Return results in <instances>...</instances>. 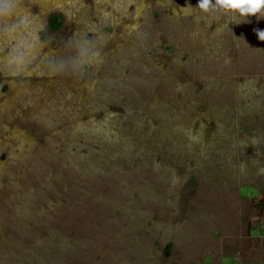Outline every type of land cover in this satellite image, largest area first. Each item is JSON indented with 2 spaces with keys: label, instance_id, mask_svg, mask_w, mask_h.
I'll return each instance as SVG.
<instances>
[{
  "label": "rangeland",
  "instance_id": "obj_1",
  "mask_svg": "<svg viewBox=\"0 0 264 264\" xmlns=\"http://www.w3.org/2000/svg\"><path fill=\"white\" fill-rule=\"evenodd\" d=\"M198 2L0 0V264H264V9Z\"/></svg>",
  "mask_w": 264,
  "mask_h": 264
},
{
  "label": "clouds",
  "instance_id": "obj_2",
  "mask_svg": "<svg viewBox=\"0 0 264 264\" xmlns=\"http://www.w3.org/2000/svg\"><path fill=\"white\" fill-rule=\"evenodd\" d=\"M212 0H199L198 7L205 11L209 10ZM212 7H219L227 10H238L241 15H256L264 9V0H216ZM256 34L261 41H264V30L256 29Z\"/></svg>",
  "mask_w": 264,
  "mask_h": 264
},
{
  "label": "flooded vegetation",
  "instance_id": "obj_3",
  "mask_svg": "<svg viewBox=\"0 0 264 264\" xmlns=\"http://www.w3.org/2000/svg\"><path fill=\"white\" fill-rule=\"evenodd\" d=\"M52 26H53L52 23H49V27L51 28ZM53 27H56V26H53ZM249 187H250V190H251L250 193H252L255 197H257L258 196L257 190L254 187H251V186H249ZM248 194H249V192H248ZM260 218L261 217H259V219H258V221H257L256 224L253 225L252 223H250V225H248V227H247V233L246 234H248V236H249L250 239H254V242L260 241L262 239L263 235H264V233H263V231H264V223H263V221ZM250 241H252V240H250ZM261 242H262V240H261ZM239 244H244L245 247H246V245L248 243L245 242V241H242ZM230 249L233 250L232 247ZM227 257H231L232 258V261H233V264H237V262H235V259H234L233 256H227ZM223 259H224V257H223Z\"/></svg>",
  "mask_w": 264,
  "mask_h": 264
},
{
  "label": "trees",
  "instance_id": "obj_4",
  "mask_svg": "<svg viewBox=\"0 0 264 264\" xmlns=\"http://www.w3.org/2000/svg\"><path fill=\"white\" fill-rule=\"evenodd\" d=\"M51 23L53 24V26H58L60 24V21L56 19L53 20Z\"/></svg>",
  "mask_w": 264,
  "mask_h": 264
}]
</instances>
